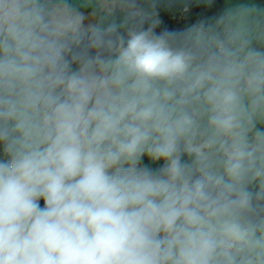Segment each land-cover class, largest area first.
Masks as SVG:
<instances>
[{
    "label": "clouds",
    "instance_id": "clouds-1",
    "mask_svg": "<svg viewBox=\"0 0 264 264\" xmlns=\"http://www.w3.org/2000/svg\"><path fill=\"white\" fill-rule=\"evenodd\" d=\"M181 2L0 0V264H264V0Z\"/></svg>",
    "mask_w": 264,
    "mask_h": 264
},
{
    "label": "trees",
    "instance_id": "trees-1",
    "mask_svg": "<svg viewBox=\"0 0 264 264\" xmlns=\"http://www.w3.org/2000/svg\"><path fill=\"white\" fill-rule=\"evenodd\" d=\"M179 6H183L182 2H180ZM223 7H224L223 0H215V3L212 5L211 8L205 7L203 5H200L199 7H197L196 4L193 2L190 6L191 17H190V20L188 21V24L194 23L197 19H200L201 17L214 15L220 10H222Z\"/></svg>",
    "mask_w": 264,
    "mask_h": 264
},
{
    "label": "crops",
    "instance_id": "crops-1",
    "mask_svg": "<svg viewBox=\"0 0 264 264\" xmlns=\"http://www.w3.org/2000/svg\"><path fill=\"white\" fill-rule=\"evenodd\" d=\"M181 0H160V9L161 11L165 10L166 6L171 5L169 10L175 9L177 6H179ZM225 2V0H223ZM188 23H181V24H176L174 27H183L187 25Z\"/></svg>",
    "mask_w": 264,
    "mask_h": 264
},
{
    "label": "built area",
    "instance_id": "built-area-1",
    "mask_svg": "<svg viewBox=\"0 0 264 264\" xmlns=\"http://www.w3.org/2000/svg\"><path fill=\"white\" fill-rule=\"evenodd\" d=\"M181 9H182V6H179V7L175 8V9L171 10V12L176 13V12L180 11ZM190 17H191V9H190V12L188 14H186V16L183 19V21L178 22V24L188 23V21L190 20ZM172 18L179 21V17L177 15H173Z\"/></svg>",
    "mask_w": 264,
    "mask_h": 264
}]
</instances>
